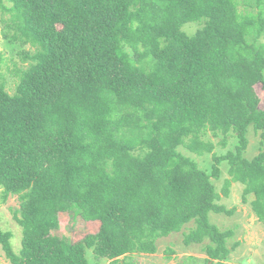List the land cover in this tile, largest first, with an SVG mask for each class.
Returning <instances> with one entry per match:
<instances>
[{
    "label": "trees",
    "instance_id": "16d2710c",
    "mask_svg": "<svg viewBox=\"0 0 264 264\" xmlns=\"http://www.w3.org/2000/svg\"><path fill=\"white\" fill-rule=\"evenodd\" d=\"M3 0L13 41L37 52L15 92L0 82V197L17 195L19 252L0 228L11 264H134L157 241L180 233L205 240L204 264H224L233 230L210 222L233 213L214 181L227 165L242 200L264 222V0L242 14L240 0ZM5 21V20H4ZM202 23L192 36L186 23ZM253 37V41L249 37ZM29 55L27 54L28 58ZM260 151L245 156L248 132ZM213 155L211 170L193 157ZM76 209L95 232L61 239L59 213ZM91 250L94 260L87 253Z\"/></svg>",
    "mask_w": 264,
    "mask_h": 264
},
{
    "label": "rangeland",
    "instance_id": "374dc122",
    "mask_svg": "<svg viewBox=\"0 0 264 264\" xmlns=\"http://www.w3.org/2000/svg\"><path fill=\"white\" fill-rule=\"evenodd\" d=\"M3 3L6 8L12 6L8 0H3ZM238 10L242 14L258 11L255 0H240ZM10 16L11 14L8 11L0 7V82L4 83L7 92L13 94L19 81L20 72L28 68V64L31 62L30 58L37 50L29 43L23 44L21 41L12 40L15 29L9 24ZM201 26L202 23L199 22L186 23L182 26V30L187 35L192 36ZM249 40L253 41V37L250 36ZM262 43H264V33L257 39L258 45ZM27 54L29 55L28 58H26ZM255 88L261 99L260 105L264 106V85L259 83ZM222 138V135L215 137L211 132H208L205 139L212 140L215 147L211 153L202 156L188 151L183 146H179L178 150L193 157L201 168L210 171L214 163V154L217 156L225 154L230 149L235 150L238 145L237 138L233 136L227 138L225 145H221ZM248 140V147L244 154L246 157L251 158L261 149L259 133L250 128ZM221 170V178L214 181L217 192L220 194L219 203L224 204L228 210H233V213H211L210 222L217 225L221 230H233V235L227 239V246L231 251L224 264H264V222L257 218L250 207L249 202L253 199V196L249 195L248 202L244 203L242 200L243 186L240 183H232L229 194L225 195L223 192L224 182L229 178L227 165L221 166ZM20 202L17 195H10L6 199L0 197V228L4 232L12 234L10 241L15 252H19V249H21L23 237L22 227L18 225L14 218L15 212L20 208ZM59 222V229L53 231V234L61 239L73 242L87 233L97 231L99 228L98 222L83 220L79 213H76V209L59 213ZM193 226L192 221L186 224L182 232L159 239L157 241V251L154 254L131 255V262L134 264H204L207 258L204 248L208 241L205 240L201 244L190 245L183 242L184 232H187ZM87 257L90 262L95 261L91 250H88ZM0 264H11L6 258L1 245ZM101 264H107V262L102 261Z\"/></svg>",
    "mask_w": 264,
    "mask_h": 264
}]
</instances>
